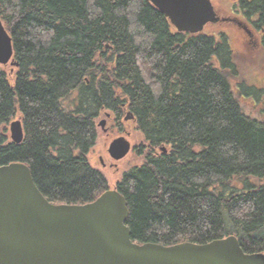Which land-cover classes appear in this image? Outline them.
Returning a JSON list of instances; mask_svg holds the SVG:
<instances>
[{
	"label": "trees",
	"instance_id": "1",
	"mask_svg": "<svg viewBox=\"0 0 264 264\" xmlns=\"http://www.w3.org/2000/svg\"><path fill=\"white\" fill-rule=\"evenodd\" d=\"M238 9L264 50V0ZM0 17L15 63L0 64V166L27 164L53 203L92 202L110 188L90 161L98 122L131 112L141 141L115 187L132 240L264 252V86L229 34L178 31L149 0H0Z\"/></svg>",
	"mask_w": 264,
	"mask_h": 264
},
{
	"label": "water",
	"instance_id": "2",
	"mask_svg": "<svg viewBox=\"0 0 264 264\" xmlns=\"http://www.w3.org/2000/svg\"><path fill=\"white\" fill-rule=\"evenodd\" d=\"M178 31L200 33L220 18L211 0H149ZM12 36L0 17V64L13 61ZM129 112L125 120H132ZM100 125L105 128L106 119ZM11 138L24 140L20 119L10 124ZM124 136L109 146L119 161L131 151ZM129 207L117 188L85 204H56L36 185L23 162L0 166V264H264V252L246 253L235 235L205 244L171 246L132 240Z\"/></svg>",
	"mask_w": 264,
	"mask_h": 264
},
{
	"label": "rangeland",
	"instance_id": "3",
	"mask_svg": "<svg viewBox=\"0 0 264 264\" xmlns=\"http://www.w3.org/2000/svg\"><path fill=\"white\" fill-rule=\"evenodd\" d=\"M223 3L228 5L227 2ZM205 31L228 33L234 45L238 61H240L242 65L241 67L243 68V76L248 78L252 84L257 85L258 87L264 86V50L261 46V39V42L258 41V45L254 46L252 42H250L248 38L241 35L234 26H216L214 28L213 26L209 25L206 27ZM255 66L257 67L248 68ZM18 119L22 120L21 117L14 120ZM98 123L100 130L99 139L91 151L90 161L95 167L102 170L106 175L110 183V188H115V185L121 178L123 172L132 166V162H135L137 158L136 154L132 153V150L125 158L119 161L114 160L108 152L110 143L114 139L124 136L131 142L133 148L136 145H139L141 138L139 133H137L136 126L132 120H125L124 118V121H122L121 125L118 127L114 120L109 119L105 125L106 130L101 127L100 122ZM8 133L11 138L10 127Z\"/></svg>",
	"mask_w": 264,
	"mask_h": 264
},
{
	"label": "flooded vegetation",
	"instance_id": "4",
	"mask_svg": "<svg viewBox=\"0 0 264 264\" xmlns=\"http://www.w3.org/2000/svg\"><path fill=\"white\" fill-rule=\"evenodd\" d=\"M214 4L215 10L220 20L214 24H208L215 28L224 26H234L241 35L248 38L254 46L258 45V41L261 42V38L256 34L254 27L240 16V10L238 9L241 0H211ZM223 2H227L225 5ZM206 26V27H207ZM228 34V33H227ZM261 39V40H260ZM109 120V119H108Z\"/></svg>",
	"mask_w": 264,
	"mask_h": 264
}]
</instances>
